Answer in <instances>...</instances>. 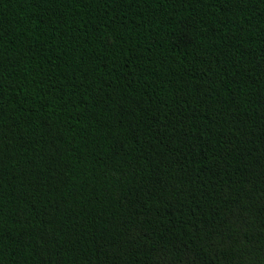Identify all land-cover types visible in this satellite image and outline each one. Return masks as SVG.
Masks as SVG:
<instances>
[{
	"label": "trees",
	"instance_id": "1",
	"mask_svg": "<svg viewBox=\"0 0 264 264\" xmlns=\"http://www.w3.org/2000/svg\"><path fill=\"white\" fill-rule=\"evenodd\" d=\"M0 264H264V0H0Z\"/></svg>",
	"mask_w": 264,
	"mask_h": 264
}]
</instances>
